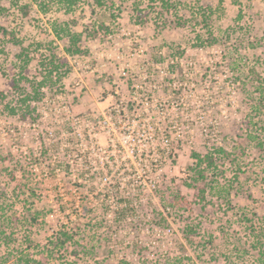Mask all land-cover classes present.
I'll use <instances>...</instances> for the list:
<instances>
[{"label": "rangeland", "instance_id": "374dc122", "mask_svg": "<svg viewBox=\"0 0 264 264\" xmlns=\"http://www.w3.org/2000/svg\"><path fill=\"white\" fill-rule=\"evenodd\" d=\"M113 1L81 0L68 12L53 0H0V229L10 236L0 238V264L40 258L65 224L81 230L49 264H229L227 256L264 264L256 247L264 240V0H172L169 10L160 0ZM55 22L98 35L84 38L86 52L69 58L66 77L43 89L24 119L7 107L18 92L11 80L25 66L23 48L31 79L42 78L48 50L66 54ZM133 96L139 111L129 108ZM118 105L140 125L150 106L169 146L153 149L131 123L116 134L125 146L108 145V128L93 119ZM76 128L82 139L93 128L94 153L74 152L84 141ZM219 147L230 155L206 184L195 181L194 153Z\"/></svg>", "mask_w": 264, "mask_h": 264}, {"label": "trees", "instance_id": "16d2710c", "mask_svg": "<svg viewBox=\"0 0 264 264\" xmlns=\"http://www.w3.org/2000/svg\"><path fill=\"white\" fill-rule=\"evenodd\" d=\"M36 1V0H35ZM56 1L60 6H63L66 11L70 12L73 11L74 8L80 3L81 0H53ZM153 2H156L158 4V1L152 0ZM172 0H160L161 2V8H165L166 10H169L171 7H173V4L171 2ZM97 6L100 7H106L109 3L111 6H114L115 2L113 0H96ZM138 4V3H137ZM137 4L135 6L137 7ZM40 6H44V11L51 8V4H46L43 1H40ZM140 11V9L136 8ZM139 17V16H138ZM203 25L207 26L209 29V33L212 35V38L215 39L212 28L210 24L208 23V18L206 15H203ZM139 22H142V17H139L137 20ZM186 22L185 17H182L178 20V26H183ZM4 29V28H2ZM52 32L54 35L59 38H67L69 41L68 46H66L64 49L66 51L65 55L60 56L57 51L55 50H48L49 53L44 58L45 63H42L41 69L43 76L42 78H29L26 74L22 72L23 69H26V66H28L32 58H30L29 53L27 52L26 48H23L22 52L20 53V57L24 59L25 66L21 69L20 74L18 77H14L11 80V85L14 89H16L17 92V98L15 100V105H7L10 113L13 114H19L21 113V116L24 119H28L32 117V113L36 111L35 107L32 106V102H39L43 99V96L45 92L43 91L44 88L52 89V87L59 85L63 79L66 77L67 73L71 69V63H70V57L80 55L84 52H86V49L83 46V40L84 38H87L89 41H93L97 38L98 31H86V32H77L73 31L71 28L70 22H63L61 24L55 22L52 25ZM20 44H23L21 40H18ZM165 58L160 56L158 58V62L164 63ZM164 61V62H163ZM28 82V85L30 86V90L27 91L24 89V86H22V82ZM261 94L263 95L264 88L262 87ZM7 98V95L3 90H0V101H5ZM34 120V119H33ZM259 145L261 147H264L263 142H259ZM230 153L225 150L224 147H219L216 149L215 152L207 153L206 155L202 156L201 154L194 153V157L196 158V164L194 167H192L193 171V177L194 180L199 182H204L206 184L207 180V172L210 168L218 169V163L217 159H226L227 156H229ZM233 188V185L231 186ZM2 189V188H1ZM229 190V189H228ZM206 187L203 185L200 188V196L201 199H204ZM226 192V191H224ZM6 191L3 189L0 190V199L5 195ZM230 194V192H228ZM174 202H178L177 196H175ZM170 205L174 206V203L172 201L169 202ZM2 204H0V208H2ZM29 223L31 225H35L38 223L37 216L31 217L29 220ZM69 224H65V226L59 230L55 236L51 237L48 242L43 246V250L40 251V258H37L35 256H32L30 254L20 256L13 264H49L50 257L54 255V253L57 250H61L68 246V244L75 242L76 240V234L81 230V227L73 226ZM77 228V229H76ZM188 230L193 231V228H190V226L187 227ZM6 237V239H10V236L7 235V232L5 230L0 229V238ZM257 236V235H256ZM264 236V234L262 235ZM259 237V236H258ZM9 241V240H8ZM8 241L6 243H8ZM257 241V249H259L258 259L261 261V263H264V240L262 237H259L256 239ZM240 257V256H239ZM229 262V264H235L236 262H239L237 256H227L226 258ZM237 259V260H236ZM176 264V263H175Z\"/></svg>", "mask_w": 264, "mask_h": 264}, {"label": "built area", "instance_id": "2783aa9c", "mask_svg": "<svg viewBox=\"0 0 264 264\" xmlns=\"http://www.w3.org/2000/svg\"><path fill=\"white\" fill-rule=\"evenodd\" d=\"M174 85H176L174 83ZM140 87H143L142 85H140ZM45 89V88H44ZM145 101H146V105H150V100L148 97H145ZM132 101V106L129 102V104L127 105L129 107V105L131 107H129L131 109V111H139V107L140 106V101L138 102V100L136 99L135 96H133V98L131 99ZM144 102V101H142ZM127 106H123V105H118V106H111V108H109V110L106 113L102 114V118H100V120H97L96 118L93 119L95 121V123H98L101 125V128L105 130V128L107 127V133L109 136H107V144L110 145L111 147H115V146H125L124 142L122 141L121 138H118L116 136L117 132H118V128H123L126 124L131 123L132 124V128H134L135 126H138L140 124H137V120L135 119V116L137 115V113L132 117L130 116L129 112H128V108ZM144 113H146V115L148 116L146 118V122H142L143 124H141L139 126V128L137 129V134L140 132V130H142L143 134L145 136H149L151 140H149V142L151 144L150 147H152L153 149H160L159 147L161 146V144L163 143L164 146H169L171 140H173V137L170 134L166 133L169 131H164L162 129L161 124L159 123L158 127H156V122H154V117L152 116L151 110H150V106H146L144 108ZM133 115V113H132ZM99 119V118H98ZM132 119V120H131ZM92 120V121H93ZM139 121V120H138ZM141 121V120H140ZM91 122V121H90ZM93 130V128H91V130L88 131V129H86L87 135L84 139H82L81 137H83V134L80 132L79 129H75L73 131V137H76V135L78 134L81 140H84L82 143H76L75 147L77 148L76 152H80L85 154V152H89L91 151L92 153H94V147L95 144L93 142V137L91 135V131ZM164 131V132H159V131ZM135 131V130H134ZM97 133V132H96ZM158 134V136L156 137V135ZM111 135H114L113 137ZM160 137V138H159ZM158 139V140H157ZM145 146H147V144H144ZM163 147V146H162ZM79 153V154H80ZM92 159V158H91Z\"/></svg>", "mask_w": 264, "mask_h": 264}]
</instances>
